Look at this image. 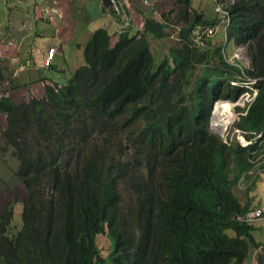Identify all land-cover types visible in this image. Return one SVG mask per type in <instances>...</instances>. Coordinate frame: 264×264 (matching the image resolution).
Wrapping results in <instances>:
<instances>
[{"label":"trees","instance_id":"1","mask_svg":"<svg viewBox=\"0 0 264 264\" xmlns=\"http://www.w3.org/2000/svg\"><path fill=\"white\" fill-rule=\"evenodd\" d=\"M179 1L184 25L162 58L151 42L169 35L165 13L114 43L98 28L85 63L65 84H46L43 97L0 96L2 142L19 160L25 196L17 230L13 202L0 207V264H245L259 247L253 225L236 218L250 200L241 203L234 188L263 145L255 136L264 129V0H218L231 19L228 40L248 48L244 68L225 57L222 31L195 40L226 14ZM102 4L116 13L111 0ZM250 87L258 93L238 106L246 113L237 127L251 142L222 140L210 130L215 101H236Z\"/></svg>","mask_w":264,"mask_h":264},{"label":"crops","instance_id":"2","mask_svg":"<svg viewBox=\"0 0 264 264\" xmlns=\"http://www.w3.org/2000/svg\"><path fill=\"white\" fill-rule=\"evenodd\" d=\"M123 1L134 27L131 34L139 26L143 28L146 18H162L156 16L158 6H144L141 0ZM118 24L116 14L105 11L102 0H0V96L19 104L34 96L43 97L46 84L66 83V78L85 63V47L94 32L107 29L114 43L120 34ZM51 46H56L57 52L53 63L46 66L44 58ZM7 125V113L0 110V179L10 183L13 174L17 181L21 179L19 160L2 142V130ZM237 191L244 203L245 195L242 197L239 188ZM252 195V204H264V195ZM4 199L0 207L10 202ZM262 220L255 224V236ZM256 238L260 245L250 257L259 256L264 264V241Z\"/></svg>","mask_w":264,"mask_h":264},{"label":"rangeland","instance_id":"3","mask_svg":"<svg viewBox=\"0 0 264 264\" xmlns=\"http://www.w3.org/2000/svg\"><path fill=\"white\" fill-rule=\"evenodd\" d=\"M191 2H192L193 7L198 8L199 10L203 9L206 15L208 16L216 15L215 10L217 7V3L215 0H191ZM154 5L158 6V10H159V13L156 14V16L161 17L162 13L167 14L164 18L166 19V22L168 23L169 35L167 37L158 39L159 40L158 42L153 40L151 43V47L154 49L156 56L158 58H162L164 54L166 55L170 46L173 44H176L178 40L179 28L184 25L183 20H181L178 16V13L180 9L182 8V5L179 0H157L156 4ZM139 29H141L140 26H139ZM221 38H222V34L219 33L216 35V37H214V40L217 41V40H220ZM200 41L202 42L203 40H200ZM237 47H238V43L230 42V47L228 48V52H227L228 58L229 59L236 58L243 66L248 67L250 65V59L248 56L247 49L244 48L242 49L241 52L238 53ZM235 54H238V57H235ZM66 80L68 79L66 78ZM219 101H226V102L231 103L230 104L231 109L228 108L226 111L221 110L223 114L220 117H217L213 111L212 118L210 120V130L214 132L215 134H217L224 141L239 140L240 142L245 143V140H244L245 136L242 133V130L237 128V123L239 120L238 112L240 111L239 109H237V106L245 108L248 103V97L245 95H242L235 102H232L229 100H219ZM216 104L217 102H215L214 110H215ZM223 119H224V122H223ZM104 130H105L104 131L105 135H107L109 129L105 127ZM104 133L98 134L97 137L103 136ZM132 151H133V148L131 144L127 142L126 149H125V156L129 157ZM253 158L255 159L256 156L254 155L252 159ZM262 167L263 166L259 164L257 167H255V170L260 169L258 175H256L255 177L253 176L245 180H242L240 185L239 186L237 185V188L242 190V194L243 192H246V194L250 195L251 193L256 192L261 195H264V168ZM1 173L2 171L0 168V174ZM10 181H11L10 183H7V182H3L0 179V200L5 198L3 201L15 202L13 225L15 226V230H17L20 228L21 223H22V220H21L22 205L21 204L25 200V196H23V189H22L23 187L21 188V185L19 186V183H18V182H21V180L17 181V176L15 174L12 175V177L10 178ZM121 189H122V194L124 198L122 203L124 206H127L129 203V195L127 193V182L125 180H123ZM13 195H15V197L12 199L10 196H13ZM258 202H261V201L260 200L254 201V203H258ZM2 203L3 202H0V204ZM263 227H264V218L262 222L259 224V227L257 228V233L255 232L256 236L258 238L260 237V239L264 241V232L262 230ZM97 242H98L99 248L101 249L102 255L107 256L113 250L112 240L110 239L107 233L98 234ZM259 260H260V263H259ZM245 264H263V262H262V258H259V256L256 258V256L253 254L245 262Z\"/></svg>","mask_w":264,"mask_h":264},{"label":"clouds","instance_id":"4","mask_svg":"<svg viewBox=\"0 0 264 264\" xmlns=\"http://www.w3.org/2000/svg\"><path fill=\"white\" fill-rule=\"evenodd\" d=\"M227 1L228 0H226V1H224L225 2V4L227 3ZM231 3L232 2H234L235 0H229ZM217 2H218V0H217ZM222 8H223V5L221 6ZM224 10H226L225 8H223ZM219 13H224V14H226V16H225V18H226V22L224 23V25L222 26L221 24H218V25H210V26H218L217 27V31L216 32H219V31H222V34H223V37H224V42H223V49L224 48H226V47H230V42H234V41H229L228 40V27H229V24H230V18L228 19V17H227V11L226 12H220V11H218ZM116 14V17L118 18V27H119V25L122 23V16L121 15H118L117 13H115ZM133 29H134V27L132 26V29H129L127 32H131V31H133ZM139 29V28H138ZM117 31L118 32H120L118 29H117ZM120 33H124V32H120ZM204 38V37H203ZM202 42H204V41H202ZM202 42H199V43H202ZM235 43V42H234ZM51 47H53V46H51ZM56 47V46H55ZM50 48V47H49ZM244 48H246L247 49V52H248V56H249V59H250V65H251V58H250V55H249V51H248V48H247V46L246 45H239L238 44V47H237V52L239 53V52H241L242 51V49H244ZM56 52H57V50H56ZM236 52V53H237ZM47 53H48V51H47ZM56 55V54H55ZM46 57H47V54H46V56H45V58H44V64L46 65V66H50L52 63H53V61H54V58H55V56H54V58L52 59V62H51V64H46L45 63V59H46ZM230 62H232V63H235V64H237L238 66H240V67H242V68H244V67H246V66H243L236 58H231V59H229L228 58V56H225ZM235 57H238V54H235ZM250 65L248 66V67H250ZM68 81V80H67ZM66 81V82H67ZM239 82H242V81H238V82H233V83H239ZM58 83V82H57ZM58 84H60V83H58ZM63 84H65V82L64 83H62L61 85H63ZM251 88V90H248V91H246V92H244L242 95H245V96H247L248 97V103H247V106L254 100V98H255V96L257 95V93H258V88H255V87H250ZM241 95V96H242ZM240 96V97H241ZM239 97V98H240ZM238 98V99H239ZM237 99V100H238ZM220 100H223V99H220ZM236 100V101H237ZM219 100H217V101H215V102H218ZM229 101H232V100H229ZM232 102H235V101H232ZM214 105H215V103H214ZM214 105H213V111H214ZM246 106V107H247ZM237 108H238V106H237ZM244 108V107H243ZM212 111V112H213ZM239 114L240 113H246V112H238ZM212 118V117H211ZM237 128H239V127H237ZM240 129V128H239ZM242 130V129H241ZM242 133L244 134V132L242 131ZM245 136V135H244ZM259 137H261L262 139H261V141H260V145L263 143V145H262V148L261 149H258V150H256V154H255V156H256V158L255 159H252L253 161H254V163H255V165L253 166V167H251V168H249V169H247L243 174H242V176H241V178H240V180H239V182L237 183V185L239 186L240 185V183H241V181L242 180H245V179H247V178H250V177H255L256 175H258L259 174V171H260V169L259 170H257V172L256 173H254V174H251V173H249V171L250 170H253L255 167H257L259 164H261V166H263L262 168H264V158L262 157V154L264 153V129L261 131V132H259L258 134H256V136H255V138H259ZM244 140H245V143H242L243 145H247V144H249L250 142H251V140L250 139H247L246 137L244 138ZM259 152V153H258ZM262 158H263V161H262ZM256 160H258L257 162H256ZM243 178V179H242ZM237 185L235 186V188H234V191H235V194H236V196H237V198L240 200V199H242V198H240L239 197V195H238V191H237ZM240 190V189H239ZM240 191H242V190H240ZM243 195H245V199H246V201H247V199L249 198V200H250V208L246 211V212H244V213H241V214H238L237 216H236V218L238 219V220H241V221H243V222H246V223H248V224H252L253 225V233H254V229H255V224L257 223V222H259L260 220H262L263 218H264V212L261 214V215H259V216H257L255 219H253V220H245V219H240V217H243V216H246L250 211H253V210H257V209H262L263 207H264V204H260V205H258V204H252V198H253V195H252V193L250 194V195H248V194H246V192H243V194H242V197H243ZM245 201V202H246ZM11 202V201H10ZM240 202H241V200H240ZM245 202L243 203V202H241V203H243V204H245ZM13 204L15 205V202H13ZM19 204V203H18ZM14 208H15V206H14ZM256 237V236H255ZM259 263H260V260H259Z\"/></svg>","mask_w":264,"mask_h":264},{"label":"built area","instance_id":"5","mask_svg":"<svg viewBox=\"0 0 264 264\" xmlns=\"http://www.w3.org/2000/svg\"><path fill=\"white\" fill-rule=\"evenodd\" d=\"M111 1L115 7L116 13L122 16V23L119 25L118 30L120 32H127L129 29H132V24L129 19V15L127 13V8L124 4V1L123 0H111ZM215 1L217 2V0ZM141 2L144 5L152 7L154 4H156L157 0H141ZM221 6L222 5L217 2L216 10L220 12H226V10H224ZM217 27L218 26L209 25V26H205L202 31L200 29H196L195 32L197 33V36L195 37V40H197L198 42H201L200 40L204 37L203 36L204 34H207V35L215 34L217 31ZM55 54H56V47L55 46L50 47L48 49L45 63L48 65L51 64L52 59L54 58ZM262 157L264 158V153L262 154ZM263 158H262V161H263ZM256 172L257 170H255V168L249 171V173L251 174H254ZM263 212H264V207L262 209L250 211L246 216L240 217V219L253 220L257 216L261 215Z\"/></svg>","mask_w":264,"mask_h":264},{"label":"bare ground","instance_id":"6","mask_svg":"<svg viewBox=\"0 0 264 264\" xmlns=\"http://www.w3.org/2000/svg\"><path fill=\"white\" fill-rule=\"evenodd\" d=\"M110 13H112V12H110ZM230 104L231 103H229V102H226V101H219V102H217V104H216V107H215V110H214V114L217 116V117H220L223 113H222V111L221 110H223V111H226L228 108H230L231 109V107H230ZM230 112H231V110H230ZM231 114V113H230ZM222 118V117H221ZM227 120V119H226ZM221 122H222V120H221ZM223 122H224V119H223ZM220 124V123H219ZM243 136V135H242ZM241 136V137H242ZM253 154V153H252ZM254 159V158H253ZM257 161V160H256Z\"/></svg>","mask_w":264,"mask_h":264}]
</instances>
